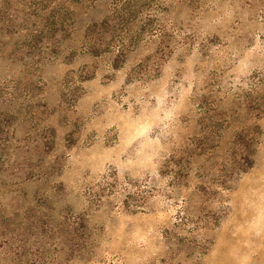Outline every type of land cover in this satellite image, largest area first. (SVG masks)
I'll return each instance as SVG.
<instances>
[{"label":"rangeland","instance_id":"374dc122","mask_svg":"<svg viewBox=\"0 0 264 264\" xmlns=\"http://www.w3.org/2000/svg\"><path fill=\"white\" fill-rule=\"evenodd\" d=\"M0 264H264V0H0Z\"/></svg>","mask_w":264,"mask_h":264},{"label":"trees","instance_id":"16d2710c","mask_svg":"<svg viewBox=\"0 0 264 264\" xmlns=\"http://www.w3.org/2000/svg\"><path fill=\"white\" fill-rule=\"evenodd\" d=\"M124 6L125 5H115L116 8L114 9V11H119V12L122 11ZM166 31H167L166 24H163L160 20H157L154 25H149L145 28H142L140 31H135V23L130 22L125 27L124 31H122L123 36L117 37V44H115L116 55L117 54L122 55L126 52L133 51L134 48H137V47L133 48V41H132V38H135L137 33L142 34L140 38V42L145 40L144 41L145 43L142 44V48L138 46V50H145L149 47L151 43L150 42L151 39H155L156 37H158V39L159 38L164 39Z\"/></svg>","mask_w":264,"mask_h":264}]
</instances>
